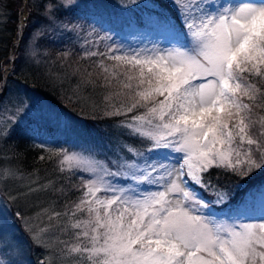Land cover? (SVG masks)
<instances>
[{"label":"snow or ice","instance_id":"6c2138e0","mask_svg":"<svg viewBox=\"0 0 264 264\" xmlns=\"http://www.w3.org/2000/svg\"><path fill=\"white\" fill-rule=\"evenodd\" d=\"M80 7L79 0H48L46 10L55 18ZM122 8L147 10L136 24L151 46L86 55L104 58L96 67L108 90L105 114L124 117L122 134L145 147L118 144L123 155L103 161L59 154L61 165L90 174L71 209L48 216L67 218L59 225L72 240L60 241L64 254L78 264H264V185L240 187L264 173V114L257 112L264 113V0H128ZM31 108L10 114L11 128L0 136L9 138ZM61 119L41 107L34 122ZM212 168L236 177L234 189L212 185ZM197 189L212 190L214 199ZM11 227L0 209V264H24L9 255L13 247L22 253ZM28 231L44 247L48 229Z\"/></svg>","mask_w":264,"mask_h":264},{"label":"trees","instance_id":"16d2710c","mask_svg":"<svg viewBox=\"0 0 264 264\" xmlns=\"http://www.w3.org/2000/svg\"><path fill=\"white\" fill-rule=\"evenodd\" d=\"M57 2L59 3L61 0H57ZM20 3L21 0H0V6L5 10V14H7L3 26L5 30L8 29L10 34L8 42L12 38V31L16 24L17 10ZM117 5L111 2L109 5L102 4V9L98 11L92 10V14L98 13L103 18L109 19L108 21H111L113 16L122 15L120 22L111 23L112 31L114 32L141 30L142 28L136 24V18L147 16V10H125L122 8L123 4L119 7ZM29 7L30 14L24 28L25 33L21 38L14 59L13 75H16L14 77L18 81V84L26 88L27 92L30 90H32L30 92H37L61 114L63 113V115L79 122L85 127L88 131L85 135L81 136L84 139V145L88 144L93 148L91 144H94L100 148L102 144L105 146L110 144L117 146L119 144L132 145L133 147L143 149L145 145L133 141L126 134H122L123 130L118 128L120 121L124 117L107 116L105 114L106 110L109 109V105L105 101L108 90L99 86L100 81L97 80V76L100 69L96 67L100 60L104 58L101 56L88 57L86 55V53L92 51L106 52L110 47V43L100 38L91 29V26L86 23V19L76 12L61 11L54 18V15L49 14L46 10L48 0H30ZM86 11L88 10L85 8L78 9V12ZM36 33L37 36L35 37H37V40L35 44L36 48L34 47V57L30 59L33 63L28 64L25 62L26 54L24 55V52L30 45L31 38ZM114 36L118 37L119 35L115 34ZM5 47L6 52L8 45L6 44ZM35 58L37 62H35ZM105 63L110 64L112 62L105 60ZM86 80L97 81V84L95 87L90 83L85 84ZM120 99L122 97L117 98L115 102L118 103ZM257 112L258 114H264L260 113L259 109H257ZM27 135L25 127L17 125L9 138H1L0 145L3 152L9 154L8 158L19 170L33 169V172L37 171L39 173L42 179L41 183H44L43 190L45 191L40 193L42 198H44V202L53 199L52 203L56 204L57 212L63 213L66 209L70 210L71 206L83 194V181L81 177L72 175L69 170L59 163L60 160L56 162L57 158L48 157L44 147L34 144ZM30 143L35 146H31ZM120 155H123V153H120ZM41 157H44V159H41ZM52 159H55V164L51 163ZM62 167L65 170L61 171ZM206 179H210L212 185L220 191L234 189L237 184V178L222 168H212L206 175ZM47 181L51 183V186L45 185ZM52 185L55 186L56 190H59L55 196L51 193L52 189L50 188ZM260 185H264V173L255 175L246 184H240V187L256 192L257 187ZM40 190L39 187V191H36L35 197ZM205 193L211 200L214 199L212 190ZM18 201L20 202V199ZM42 201L43 199H41V203ZM11 204L13 205L11 214H13L16 208L14 207V203ZM21 205L24 207L21 209L28 212L30 211L28 208L32 207L24 203H21ZM45 207L46 205L41 206V208ZM66 222L67 218L64 216L59 221H49L48 219L44 222L49 227L48 230L51 232V239L53 240V247L45 251L49 252L48 256L50 255L51 259L59 264H78L77 260L64 254V246L60 243V241L72 242L71 236L66 235L59 227V225ZM15 227L23 239H27L24 235L29 239L27 233L21 234L22 229H19L17 219L15 220ZM51 228H54L56 231ZM28 239L27 241H31ZM29 247L31 248V245ZM29 257H33L30 252Z\"/></svg>","mask_w":264,"mask_h":264},{"label":"rangeland","instance_id":"374dc122","mask_svg":"<svg viewBox=\"0 0 264 264\" xmlns=\"http://www.w3.org/2000/svg\"><path fill=\"white\" fill-rule=\"evenodd\" d=\"M81 7L85 8L86 12H78V9L73 11L78 13L80 16H83L86 19V23L91 26L100 38L107 40L110 43V47H137L151 44V35L147 33L146 29H141L137 31H112L111 23L120 22L122 15H116L112 17L111 21L109 19L103 18L102 15L98 13L92 14V10L98 11L102 9V4L115 3L119 7L121 4L127 3L128 0H79ZM139 3H149L150 0H138ZM93 4L96 6L93 7ZM30 0H21V3L17 10L16 24L12 31L11 41L8 42L10 36L8 29L5 30L3 23L7 14L5 10L0 6V128H11V124L8 123L9 120H14L15 117L10 114L16 113L18 108L22 106L31 105L32 108L29 110L27 117L19 122L18 125L25 127L27 137L36 145L44 147L46 150V155L50 158H57L56 162L63 159L60 153H67L68 155H83L86 158H94L96 160L103 161L105 157L109 159H114L115 154H119V148L114 144L105 146L102 144L100 148L91 144L93 148L86 144L84 145V139L81 137L87 133V129L83 127L79 122L71 120L66 115L61 114L56 108L48 104L37 92L28 90L18 84V81L13 75L14 69V59L18 50V46L21 42V38L25 33V26L28 21L30 14ZM42 32V31H40ZM1 34H4L1 36ZM118 34V37L114 35ZM39 35V34H38ZM37 33L31 38L32 41L27 47V50L24 52L25 62L28 64L33 63L30 61L34 57V51L36 48ZM30 39V40H31ZM8 45V50L5 52V45ZM35 47V48H34ZM4 57V58H3ZM3 58V59H2ZM35 62L37 59L35 58ZM12 98V100H11ZM43 107L44 109L51 110L53 113H58L60 115L61 122L57 124L56 122H40L39 126L34 122V117L37 114V109ZM67 123V127H65ZM30 124V126H29ZM118 128H120L118 126ZM121 129V128H120ZM33 136L35 139L32 140L30 137ZM3 136H0V142L2 141ZM31 144V143H30ZM88 145V146H87ZM31 146H35L31 144ZM1 147V145H0ZM145 147V146H144ZM143 147V148H144ZM100 149V150H99ZM143 150V149H141ZM91 153V155H90ZM9 154L4 153L2 147L0 148V209L7 210V221L11 225V232L15 235L16 240L20 242V248L22 249L21 254H17L15 247L9 250V255L13 256L16 259H20L24 264H38V261L45 257L50 262V264H59L54 262L51 259L49 252L45 251L53 247V240L51 239V232L48 230L43 234V243L44 247H36L32 241H27L28 237L24 235L25 238L21 237L18 233V229L15 227V220H18V227L22 233H27L29 236V229H35L39 232L40 229L49 227L44 223L49 218L48 216L54 210H57L56 204L51 201L44 202V198L40 195L45 190H43L44 183H41V178L37 171L33 172V169L19 170L13 162L8 158ZM55 159H52L51 163ZM59 161V163H60ZM63 167L69 170L72 175H77L81 177L82 181L90 178V174L86 171H83L81 168L73 167V162H66ZM49 180V179H48ZM46 186H51V183L47 181ZM40 192L35 197L36 191ZM52 195H56L59 190H56L55 186L52 185ZM20 199V202L18 201ZM41 199H43L41 203ZM16 208V211L11 214L13 205ZM16 203V204H15ZM20 203V204H18ZM21 203H24L27 206H32L30 211L23 210L24 208ZM38 204V205H37ZM256 215L259 214V203L256 202ZM37 205V206H36ZM46 205L45 208L41 206ZM40 208V209H39ZM47 208V209H46ZM32 209V210H31ZM42 209V210H41ZM49 210V211H47ZM19 213L20 216L17 217L16 213ZM52 230L56 231L54 228ZM29 240V239H28ZM10 244H15V241L9 239ZM31 245V248L29 247ZM29 252L33 257H29Z\"/></svg>","mask_w":264,"mask_h":264}]
</instances>
